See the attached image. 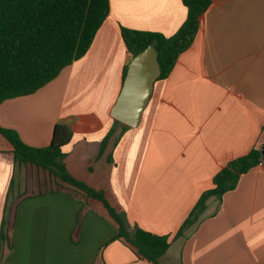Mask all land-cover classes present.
I'll use <instances>...</instances> for the list:
<instances>
[{
	"label": "crops",
	"instance_id": "1",
	"mask_svg": "<svg viewBox=\"0 0 264 264\" xmlns=\"http://www.w3.org/2000/svg\"><path fill=\"white\" fill-rule=\"evenodd\" d=\"M110 7L86 55L34 94L3 102L0 126L34 147L50 144L56 124L67 127L69 173L102 191L129 225L168 236L160 264H264L263 164L222 201L210 197L175 239L214 175L264 146V0H211L194 43L155 82L139 126L126 130L111 116L131 61L121 27L169 37L187 11L181 0ZM13 151L0 135V264H152L110 241L117 225L101 202L16 164Z\"/></svg>",
	"mask_w": 264,
	"mask_h": 264
},
{
	"label": "trees",
	"instance_id": "2",
	"mask_svg": "<svg viewBox=\"0 0 264 264\" xmlns=\"http://www.w3.org/2000/svg\"><path fill=\"white\" fill-rule=\"evenodd\" d=\"M181 1L187 11L186 19L172 36L121 27L131 60L150 45L158 52L161 75L157 81L170 75L180 55L194 43L201 18L211 5V0ZM110 9V0H0V105L9 99L34 94L56 79L64 68L84 57L110 15ZM128 66L124 67L123 80ZM114 124L123 130L130 127L116 120ZM111 132L104 137L100 154ZM0 135L12 144L16 164L41 168L58 185L70 189L71 194L101 202L117 225V233L110 241L125 243L140 260L160 264V258L170 247L168 236L129 225L102 191L69 173L64 147L71 141L72 132L67 127L56 124L52 140L46 147L30 146L16 130L2 126ZM261 164V150L257 147L229 161L214 175V187L201 194L175 239L183 237L201 219L210 197L222 201L226 193L237 187L242 175ZM0 240H4L3 223Z\"/></svg>",
	"mask_w": 264,
	"mask_h": 264
},
{
	"label": "water",
	"instance_id": "3",
	"mask_svg": "<svg viewBox=\"0 0 264 264\" xmlns=\"http://www.w3.org/2000/svg\"><path fill=\"white\" fill-rule=\"evenodd\" d=\"M160 75L158 52L153 45L134 56L129 63L120 93L112 106L113 119L130 127L139 126L154 84ZM260 150L264 166V146Z\"/></svg>",
	"mask_w": 264,
	"mask_h": 264
}]
</instances>
